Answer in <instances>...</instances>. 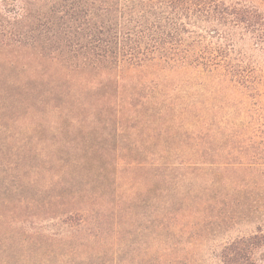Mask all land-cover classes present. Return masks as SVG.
Instances as JSON below:
<instances>
[{
    "label": "rangeland",
    "instance_id": "1",
    "mask_svg": "<svg viewBox=\"0 0 264 264\" xmlns=\"http://www.w3.org/2000/svg\"><path fill=\"white\" fill-rule=\"evenodd\" d=\"M166 77L0 46V264L210 263L216 238L187 223L208 214L209 166L188 165L200 123L185 116L209 115V89Z\"/></svg>",
    "mask_w": 264,
    "mask_h": 264
},
{
    "label": "trees",
    "instance_id": "2",
    "mask_svg": "<svg viewBox=\"0 0 264 264\" xmlns=\"http://www.w3.org/2000/svg\"><path fill=\"white\" fill-rule=\"evenodd\" d=\"M4 1L0 46L37 49L94 71L150 68L167 80L185 74L209 89V115L185 114L200 123L198 156L188 165L209 166V200L201 205L208 214L187 223L209 226L216 238L208 264H264V12L258 1L11 0L17 8L11 11ZM175 252L163 264H189Z\"/></svg>",
    "mask_w": 264,
    "mask_h": 264
}]
</instances>
